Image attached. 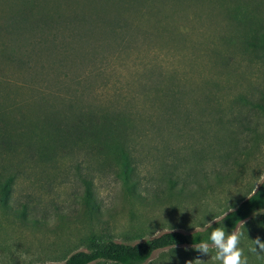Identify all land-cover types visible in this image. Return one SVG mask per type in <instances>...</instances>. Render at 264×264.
Masks as SVG:
<instances>
[{"label":"rangeland","instance_id":"rangeland-1","mask_svg":"<svg viewBox=\"0 0 264 264\" xmlns=\"http://www.w3.org/2000/svg\"><path fill=\"white\" fill-rule=\"evenodd\" d=\"M239 1L243 22L250 16L257 22L264 18L252 13L262 0ZM2 3L0 0L1 10ZM8 11L2 12L0 25L8 38L21 32L19 46L30 50L31 74L39 77L34 89L41 94L55 92L58 82L62 90L55 95L59 99L44 104L45 112L77 118L89 109L120 111L126 104L140 108L168 91H172L173 98L169 96L173 101L165 126L155 123L164 120L151 118L155 128L143 126L145 129L136 127L133 131L144 134H133L128 145L136 166L132 190L102 167L94 172L92 201H88L80 177L85 171L79 169L86 167L87 160L74 154L57 156L51 140L34 156L22 148L8 154L6 163L19 165L8 204L25 210L30 222L5 211L0 197V264H62L76 252H87L92 244H136L167 232L201 231L209 221H218L235 209L264 176V96H256L249 86L264 84V77L246 65L247 54L256 50L240 43V37L228 44L220 40L226 27L221 14L214 13L216 18L207 23L194 19L190 10H181L162 20L168 31L162 32L150 27L147 16L132 12L129 22L135 33L129 35L124 29L119 39L104 38L95 44L66 24L44 34L23 35V12H13V20L21 16L20 27H13ZM103 43L108 45L105 51L94 47ZM218 57L231 60L227 64L217 61ZM55 74L60 77L51 86L47 82L56 79ZM23 75L21 69L0 57V104L6 98L21 105L30 98L33 104L26 108L38 113V101L30 92L32 85L29 83V91L24 88ZM86 78L97 79L87 86ZM142 84L157 90L145 88L141 92L138 86ZM119 90L123 92L122 103L111 98ZM250 94L262 108L247 107L244 113L236 107L229 110L237 95ZM200 99L199 105L193 103ZM156 129L163 133H155ZM233 147L245 149V155L229 157ZM226 148H231L227 154ZM235 157L238 166L234 165ZM217 172L230 175L217 180ZM171 180L174 190L169 189ZM245 222L237 228L244 233L240 246L248 264H264V259L248 251L252 239L260 236L264 240V210ZM186 248L156 252L145 264H184L197 256ZM209 264L217 262L209 260Z\"/></svg>","mask_w":264,"mask_h":264},{"label":"trees","instance_id":"trees-1","mask_svg":"<svg viewBox=\"0 0 264 264\" xmlns=\"http://www.w3.org/2000/svg\"><path fill=\"white\" fill-rule=\"evenodd\" d=\"M1 5L3 7L2 10L0 9V19L5 9H9V19L11 21L14 17L13 12H23V35L29 32L44 34L51 31L52 28L66 24L72 30L81 32L87 41L95 44L98 41H104V38L106 40L109 38L119 39L121 30L124 31V29H127L125 32L129 35L135 33L136 31L130 28L131 24L129 22L130 18L133 17L130 15L132 12H135L134 15L141 13L140 15L147 16L150 19V27L155 31L162 32H168L162 26V20L167 21L172 15L174 16L181 10L188 9L192 12L194 19L207 23L216 18L214 13H219L226 21V27L223 26L225 29H222L223 37H220V40L228 44L233 38L240 37V43L248 46V49L256 50V53L247 54L246 65L251 69H256L264 77V18L257 22L253 20V16H250L247 23L243 22L240 10L242 4L239 0H3ZM262 8H264L263 0L261 6L252 12L253 15L264 16ZM20 18L12 21L13 27H20ZM20 39L21 32L19 35L16 34V36L8 38L0 25V40H2L0 57L7 60L15 68L21 69L26 82L23 81L24 88L29 91V83H31L30 92L38 101L36 104L39 106L40 111L31 113V110L26 108L33 104L30 98L21 101V105L6 98L4 103L0 104V197L4 210L16 215L24 222H30L25 210L12 209L8 204L10 194L18 178L19 165L6 163L5 158L8 154L21 148L23 152L30 153L31 156L36 153L40 154L49 140L52 141L57 156L71 157L74 154L81 155L87 160L86 167L81 168L79 165L78 167L80 170L85 171L80 177L85 185L88 201H92L91 186L94 172L98 168L103 167L106 171L115 173L120 178L123 186L128 190H132V176L136 166L128 145L132 140V136L143 132L135 131L134 134L133 131L136 127L145 129L143 126L155 128L153 122L151 123V118L153 121L156 119L164 120L155 121V123H161L165 126L164 123L168 121L166 118H170L169 114H171L168 106H172L170 102L172 99L169 94L172 91H168L164 95L159 94L154 99H149L148 103L140 108L135 105L128 107V104L123 107L119 104L121 106L120 111L114 109L91 111L89 109L87 113L77 118H68L62 116L64 114L53 111L45 112L44 104L50 100L59 99L55 95L62 91L58 89L59 83L57 82L60 76L55 74L56 79L51 78L47 82L51 86H54L57 82L55 92L38 93L33 87L38 82L36 80L39 77L31 74L30 62L32 55L29 49L19 46ZM94 47L105 51L108 45L106 46L103 43ZM230 60V57L226 58L225 61L223 57L217 58V61L227 64ZM63 78L65 77L63 76ZM149 78L150 76L147 78L148 81H150ZM94 79L97 78H86L87 86ZM100 80H103V78ZM64 84L65 82L62 83L63 86ZM211 84L215 85V83H210V86H212ZM249 86L256 96H264V84L257 82ZM138 88L141 92H144L145 88L150 91L157 90L156 87L143 84L139 85ZM121 92L114 93L111 98L118 103H122L123 96ZM150 94H147V97ZM176 98L180 99V97ZM235 99L237 100L235 101ZM235 99L230 105L229 110L231 111L234 107L239 108L243 113L248 112L247 107L252 109L262 108V104L259 103L258 99H254V94L237 95ZM202 100H196L193 103L199 105ZM175 101L180 103L177 100ZM208 101L211 102V100ZM159 103L162 109H159ZM149 104H153V106ZM239 113L243 115V113ZM33 114L35 115L32 116ZM236 116L239 117L237 114ZM134 122L138 125L136 126ZM233 124H235L234 121ZM242 127H245V125L241 124ZM156 132L163 133L162 130L157 129ZM151 134L154 135L153 131ZM146 135L149 136L147 132ZM230 150L231 148H226L225 153L227 154ZM244 151L245 149L237 150L233 147L227 155L229 157L237 154L239 156L245 155ZM234 165H239L237 157H235ZM229 175L217 172L215 178L217 180L225 179ZM174 187L176 185L171 180L169 189L174 190ZM179 191L182 192L183 188ZM251 193L235 209L216 221L213 228L225 226L226 230L231 232L242 224V221H246L253 214L264 210V182L259 183V190L256 195ZM211 231L212 228L207 226L203 230L191 234L167 232L136 244L115 241L92 244L87 252H76L64 260L62 264H145L156 252L189 247L201 240H207Z\"/></svg>","mask_w":264,"mask_h":264},{"label":"clouds","instance_id":"clouds-1","mask_svg":"<svg viewBox=\"0 0 264 264\" xmlns=\"http://www.w3.org/2000/svg\"><path fill=\"white\" fill-rule=\"evenodd\" d=\"M260 182H264V176L260 178ZM253 187L252 195H256L259 190V183ZM219 218H214L208 222V227L212 228L207 240H201L192 244L189 248L197 253L194 259H188L184 264H209V260L217 262V264H248V257L245 255L241 245V238L244 233L240 228L229 232L224 227H215L213 224ZM246 223L245 221L241 222ZM251 247L248 251L254 254L258 259H264V240L260 236L251 240ZM186 248L185 251H188ZM210 251H214V255L210 256ZM209 258V259H205Z\"/></svg>","mask_w":264,"mask_h":264}]
</instances>
